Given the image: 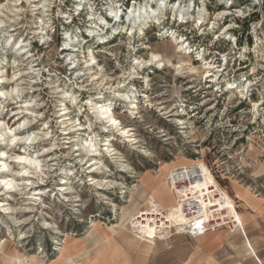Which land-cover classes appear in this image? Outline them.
<instances>
[{"label": "rangeland", "instance_id": "obj_1", "mask_svg": "<svg viewBox=\"0 0 264 264\" xmlns=\"http://www.w3.org/2000/svg\"><path fill=\"white\" fill-rule=\"evenodd\" d=\"M33 1L18 0L21 11L7 12L0 31V72L8 79L30 72L22 85L0 84V91L13 92L0 100V180L12 182L0 183V264H243L247 257L235 232L153 237V227L145 225L148 240L131 223L150 200L169 208L171 222L182 221L168 178L193 165L200 186L219 187V206L243 232L240 213L257 209L254 202L264 210V0L261 7L255 6L260 0H235L223 11L215 1L200 29L175 27L165 8L142 33L129 37L114 26L101 36L104 43L86 37L94 28L87 8L63 25L57 17L72 14L71 7L58 10L57 0H47L36 9ZM162 1L138 5L157 8ZM172 30L187 36L190 55L178 52ZM67 33L80 45L75 70L74 52L64 47ZM9 35L27 45L22 58L9 48ZM89 50L99 65L93 82L82 63ZM126 93L135 99L117 97ZM89 99L109 106L117 129L128 135L94 117ZM24 102L34 112L16 123ZM37 133L43 141L34 146L28 136ZM90 140L95 147L86 149ZM20 154L37 164H21ZM243 249L252 251L245 239Z\"/></svg>", "mask_w": 264, "mask_h": 264}, {"label": "built area", "instance_id": "obj_2", "mask_svg": "<svg viewBox=\"0 0 264 264\" xmlns=\"http://www.w3.org/2000/svg\"><path fill=\"white\" fill-rule=\"evenodd\" d=\"M215 1H221L216 2V5L217 7H222L221 11H223V9L230 10L235 0H166V4H168L169 7L176 6L188 10L189 17L186 20L179 22L178 17H174L173 11L168 9V13L171 16L170 19L174 26L186 27L192 23L190 22L192 17H194V19L196 18L198 10H204L203 17L204 19L207 18L208 12L211 9H214ZM111 2H113L115 8H118L125 13H128L131 7L139 4L138 0L53 1L55 5L57 4L58 10H60V8H72V14L69 16L60 15L57 17L63 25L73 24L85 8L90 11V15L93 11L96 16L102 17L109 25L114 24V19L108 15V6H110ZM54 4L51 6V9L54 8ZM255 6L261 7L262 0H260L259 3H256ZM96 9H98L99 12ZM49 12H51V10H49ZM50 16H53L52 21H54L55 13ZM57 19H55V21H57ZM89 21L91 20L89 19ZM192 24L193 26L195 25L194 23ZM52 27L54 32L56 30L54 24ZM100 29L104 34H106L108 30L102 26ZM172 32L175 31L172 30ZM86 37L91 38L90 36ZM186 37L187 36L185 35L184 40H186ZM185 44L188 45L186 42ZM233 45L236 46L235 43ZM200 183H202V176L199 169L194 165L172 172L168 178V186L174 198V205L177 206L182 221L171 224L165 222L164 215L167 212V209L163 208L156 201L150 200L147 204V210L140 213L134 218L133 223H131L133 232L141 237H145V225H150L154 228V236L163 233L167 234L172 231L176 235H184L189 238H199L208 233H215L221 230H228L230 233L240 232L244 235L242 229L235 226L233 218L227 214V211L219 208V204H223L224 202L220 196L219 187L217 188L214 185H208L206 189H204L203 186H200Z\"/></svg>", "mask_w": 264, "mask_h": 264}, {"label": "bare ground", "instance_id": "obj_3", "mask_svg": "<svg viewBox=\"0 0 264 264\" xmlns=\"http://www.w3.org/2000/svg\"><path fill=\"white\" fill-rule=\"evenodd\" d=\"M17 1L18 0H7V2L5 4H0V31L4 30L5 27H6L5 22L3 20V17L7 18L6 13L8 12V13H11V14L12 13L15 14V13L19 12L20 9L17 8L19 6ZM150 1H153V0H150ZM44 2H47V0H34L32 3L35 4L34 7L36 9H41V8H43L42 4ZM166 3H167L166 0L162 1V3H158L159 6H157V8L156 7L152 8L151 6H146L145 7V5L144 6H141V5L133 6V7L130 8L128 13H125V12L121 11L118 8H113V7H109L108 6V15L111 18L114 19V24H111V25H109L107 22H105V20L102 17L95 18L94 16H96V15H95L94 12L91 13V16H90L89 19L92 21V24H93L94 28L99 29V27L102 26V27L107 28L108 31H109L114 26H116V27H120L122 29V33L123 34H125L126 36L128 35L129 37H132L135 34L136 30L139 33H142V27L144 26V24L148 23L150 20H156L158 17H160V15L163 14V11H164L165 8L172 10L173 14H174V17H178V21L179 22L184 21V20H186L189 17L187 9L184 10L181 7H176V6L169 7L168 4H166ZM218 14H220V13H218ZM203 16H204V10H198L196 18L194 19V17H192L190 19V22L194 23L195 24L194 26L198 27L200 29L203 26V24H204L203 23V21H204V17ZM41 25H42V22H41ZM35 28H36V30H38L37 34L43 35V33L45 31V29L43 30V27L38 25V27H35ZM94 28H93V30H91L89 32V36L91 38L95 37L96 40L99 43H104L105 42V38L101 37L102 35H104V32L103 31L98 32L96 29L94 30ZM127 31H129V32L127 33ZM227 31H228V28L224 29L222 34L225 35ZM11 32H13V31H11ZM172 33L173 34L170 36V38H171V41L173 43H175V46H177L179 48L178 52H180L181 50H185V52L184 51L183 52L185 54L187 53V55H190L189 53H191L192 51H188L189 48H188L187 44H185V41L182 38H179L177 35H175V32H172ZM43 38H45V37L43 36L42 39ZM65 40H66V42L64 43V47H66L67 49H71V51L74 52V54L72 53L73 55L71 56L73 58V61H72L73 65H74L73 70L78 69L80 64L77 61L78 55L76 57L75 52H77L76 48L78 46H80V45L78 44V41L76 39L74 40L73 38H71L70 34H68V33L66 34ZM7 44L8 45L11 44V46L9 48L15 49V51H16L15 53L18 54L20 58H22L23 55L28 53V50L26 49L27 45L24 43V41H13L12 35L8 36ZM87 53H88L89 59L87 61L82 62L84 64L83 68H85L86 71H89V73H87V74L91 75L90 78H91V81L93 82V81L98 80V76L96 74H94L92 69L93 68H97L99 65L97 64L96 57H95V53L96 52H94L93 50H89V52H87ZM152 57L156 59V56H152ZM198 59H200L201 61L203 60L202 57H200V56H198ZM136 63H137V61H136ZM30 69L33 70V68H30ZM208 69L209 68L206 67V74H207L208 77H211L212 76L211 75V71H209ZM5 72L6 71L0 72V84H1V86L2 85H7L8 86V85H11V84H14V83H17V82H21L20 85H22L23 82L25 81V79L30 74V72L27 73V74L20 72L19 75L15 74V75H13V77L11 79H8L5 74L3 75V73H5ZM16 91H18V88L16 89ZM12 93L13 92H11V93L5 92V91H3V89H1V91H0V100L1 99H7L8 97H11L13 95ZM117 97L121 98L122 101H125V100L126 101H130L131 98L135 99V95L133 93H129V94L126 93V94H123V95L118 94ZM101 99H102V97H101ZM85 104H87L89 106V109L91 110V112L94 115V117H96L97 119L106 120V123L110 127L109 130L117 129L120 126L119 122H117V120L114 117V115H113V113L111 111V108L109 106L99 105V103L94 102V99H89V101H87ZM30 107L31 106H30V104H28V102H24L21 106L18 107L16 116H19V117H18L16 123H19L28 114H33L34 111H32L30 109ZM133 107H134V109H137L136 105H134ZM67 110L68 109H66V108L63 109V113L61 112L62 116L65 117V116L68 115V111ZM65 120L69 121V119H67V118H65ZM64 127L66 128L67 126H64ZM80 130H82V128L78 129L77 131H80ZM109 130L107 132H110ZM117 130H122L121 131L122 134H125V135H128V133L130 131L128 129H122V128L117 129ZM70 134H71V131L70 132H65V135H67V136H69ZM45 136H46V134H45ZM45 136H43V137H45ZM38 137H41L40 133H37V135L32 136V138H30V135H29L28 136V140H30V142H31L30 144L35 146V145H38L40 142L43 141V139L41 140V138H38ZM12 138L15 139V140L18 139V135L14 134L12 136ZM84 147H86V149L87 148L88 149H93L95 147V144H94V142L92 140L85 141ZM107 150H109V149H107ZM46 153L50 154L51 151H47ZM0 158H1L0 161H2V157H0ZM16 158L18 159V161L21 164L22 163H24V164L25 163H29V165L37 164V160L29 159L26 156H23L21 154L19 156H17ZM2 165H5V163H3ZM22 171L23 172H27V167L23 166ZM20 177L23 179V175H20ZM23 180H25V179H23ZM2 182L4 183L5 186H11L12 185L11 184L12 182H11V180L8 179V177L0 180V183H2ZM34 191L36 192L37 189L34 190ZM40 194H41L40 191H37V194L35 193V196H39ZM0 204H1L0 205L1 207L5 206L1 202H0ZM219 208L225 209L227 211V214L231 218H233L232 214L229 213L227 208H223V207H220V206H219ZM164 217H165V222H169V224L173 223V222H171L169 220V217H170V211L169 210L165 213ZM233 222H234V219H233ZM152 232H153V235H154V228H153ZM145 238L148 239V240H151V237L149 235L145 236Z\"/></svg>", "mask_w": 264, "mask_h": 264}, {"label": "crops", "instance_id": "obj_4", "mask_svg": "<svg viewBox=\"0 0 264 264\" xmlns=\"http://www.w3.org/2000/svg\"><path fill=\"white\" fill-rule=\"evenodd\" d=\"M252 205L257 209H252L248 213L238 214L241 216V221H243L242 224H244V235L240 232L235 233H237L236 235L240 240L239 249H241L240 251L245 253L247 257L243 264H264V210L258 209L262 205L259 202H254ZM234 223L235 226L239 227L235 221ZM243 239L249 243L252 250L251 252L246 253L244 251Z\"/></svg>", "mask_w": 264, "mask_h": 264}]
</instances>
